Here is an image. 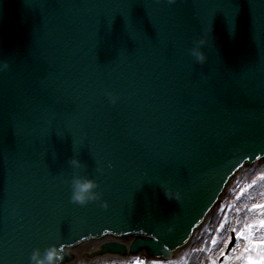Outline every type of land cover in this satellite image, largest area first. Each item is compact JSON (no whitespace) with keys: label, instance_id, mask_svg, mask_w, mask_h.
I'll return each mask as SVG.
<instances>
[{"label":"water","instance_id":"1","mask_svg":"<svg viewBox=\"0 0 264 264\" xmlns=\"http://www.w3.org/2000/svg\"><path fill=\"white\" fill-rule=\"evenodd\" d=\"M0 61V264L176 258L264 159V0H0ZM74 175L101 200L72 203Z\"/></svg>","mask_w":264,"mask_h":264},{"label":"rangeland","instance_id":"2","mask_svg":"<svg viewBox=\"0 0 264 264\" xmlns=\"http://www.w3.org/2000/svg\"><path fill=\"white\" fill-rule=\"evenodd\" d=\"M257 205H264V159L236 174L214 208L213 220L200 229L196 240L176 258L187 252L190 264L194 260V264H261L264 261V208ZM232 234L236 235L237 244L230 254H226ZM95 252H101L97 242L83 245L79 251L84 260L81 264H102L106 260H98L106 257L110 261L138 264L142 257V254L129 258L103 255L89 261L86 255ZM164 262L149 259L147 264Z\"/></svg>","mask_w":264,"mask_h":264},{"label":"clouds","instance_id":"3","mask_svg":"<svg viewBox=\"0 0 264 264\" xmlns=\"http://www.w3.org/2000/svg\"><path fill=\"white\" fill-rule=\"evenodd\" d=\"M162 2V0H157V3ZM177 0H167L168 4H175ZM212 42L209 33L205 32L201 37L194 41V47L191 49V56L195 61L203 66L207 63L208 57L202 51L203 48H211ZM10 65L6 61H0V73H3L9 69ZM111 102L115 104L116 98L110 97ZM69 164L74 169H82L84 166L76 159L69 161ZM98 172H102V168L96 169ZM98 184L80 175H74L71 179V201L74 204L80 206H85L90 202H96L101 200L100 193L97 192ZM164 195L167 198H171L172 192L165 189ZM177 197L179 196L176 194ZM103 208L107 209V203L101 205ZM63 249H58L56 246L46 248L43 253L39 249L33 251L31 255V264H63L64 261ZM102 264H124L123 261H103ZM164 264H190L189 254L186 252L179 256L178 258H170Z\"/></svg>","mask_w":264,"mask_h":264},{"label":"bare ground","instance_id":"4","mask_svg":"<svg viewBox=\"0 0 264 264\" xmlns=\"http://www.w3.org/2000/svg\"><path fill=\"white\" fill-rule=\"evenodd\" d=\"M213 213H214V210H212V211L209 213V215H208L207 219L205 220V222H204V224H203L202 227L208 226L209 223L213 220V218H214ZM202 227H201V228H202ZM201 228H200V229H201ZM200 229H198V231H197V233H196V237L192 240L193 242H194V241L196 240V238L198 237L199 232L201 231ZM192 241H191V242H192ZM191 242H190V243H191ZM126 244H127V246H129L128 243H126ZM100 247H101V246H100ZM185 248H186V247H185ZM81 249H82V248H79V249L76 251V256L78 255V253H79V251H80ZM183 249H184V248H183ZM183 249H182V250H183ZM182 250H181V251H182ZM181 251H180V252H181ZM180 252H179V253H180ZM76 256H75V257H76ZM100 260L110 261V259L107 258V257H106V258H101V259H99L98 261H100ZM194 262L196 263V261L194 260V261L192 262V264H194Z\"/></svg>","mask_w":264,"mask_h":264},{"label":"flooded vegetation","instance_id":"5","mask_svg":"<svg viewBox=\"0 0 264 264\" xmlns=\"http://www.w3.org/2000/svg\"><path fill=\"white\" fill-rule=\"evenodd\" d=\"M88 259H89V261H91V258L90 257ZM81 261H84V260L80 257V253H78V255L76 256V258L74 259V261L71 262V263H68V264H81ZM82 264H84V263H82ZM89 264H91V263H89Z\"/></svg>","mask_w":264,"mask_h":264},{"label":"snow or ice","instance_id":"6","mask_svg":"<svg viewBox=\"0 0 264 264\" xmlns=\"http://www.w3.org/2000/svg\"><path fill=\"white\" fill-rule=\"evenodd\" d=\"M231 22V21H230ZM257 207H262V208H264V205H257ZM138 264H139V262H138ZM261 264H264V261H261Z\"/></svg>","mask_w":264,"mask_h":264}]
</instances>
